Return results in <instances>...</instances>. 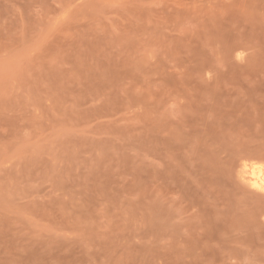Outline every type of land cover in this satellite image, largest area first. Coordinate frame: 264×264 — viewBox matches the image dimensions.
<instances>
[{
  "label": "rangeland",
  "instance_id": "1",
  "mask_svg": "<svg viewBox=\"0 0 264 264\" xmlns=\"http://www.w3.org/2000/svg\"><path fill=\"white\" fill-rule=\"evenodd\" d=\"M247 157L264 0H0V264H264Z\"/></svg>",
  "mask_w": 264,
  "mask_h": 264
},
{
  "label": "bare ground",
  "instance_id": "2",
  "mask_svg": "<svg viewBox=\"0 0 264 264\" xmlns=\"http://www.w3.org/2000/svg\"><path fill=\"white\" fill-rule=\"evenodd\" d=\"M247 158H240L239 178L252 190L264 193V163Z\"/></svg>",
  "mask_w": 264,
  "mask_h": 264
}]
</instances>
